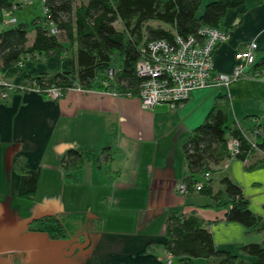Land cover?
<instances>
[{
	"label": "crops",
	"instance_id": "crops-1",
	"mask_svg": "<svg viewBox=\"0 0 264 264\" xmlns=\"http://www.w3.org/2000/svg\"><path fill=\"white\" fill-rule=\"evenodd\" d=\"M239 11L227 12L225 24L237 25L213 52L217 72L230 74L237 63L234 55L251 41L256 43L255 60L264 57V0H245L240 16ZM0 13L6 23L7 11ZM18 65L20 70L5 68L6 81L19 84L25 75L77 69L74 54L58 50L47 57L27 56ZM251 67L244 69L246 79L233 80L229 87L260 81L252 78L256 72ZM197 93L192 90L181 105L162 103L143 109L137 97L106 90L70 88L57 99L30 89L10 91L6 96L0 92V264L56 263L62 242L26 230L28 220L43 215L81 213L91 225L85 231L86 241L76 236L63 239L78 254L70 264H162L164 223L172 212L195 211L207 222L219 249L236 253L243 244L264 242V231L249 232L238 223L225 221V209L198 207L208 202L206 198L186 199L177 192L187 173L178 146L202 122L215 96L200 92L197 97L204 95L206 101L192 107L190 100ZM260 103L263 106L264 96L258 99ZM255 114L246 108L233 121L242 130L260 125L264 137L262 107L261 121ZM242 117L247 123L241 122ZM107 146L114 151L110 161L98 166L92 160L79 171L76 181L63 177L59 162L67 149L97 154ZM262 156L255 152L244 161L230 157L216 166V172L239 185L249 209L264 219V166L248 167ZM16 157L39 172L30 198L17 196ZM94 169L104 170V177ZM138 196L146 199L143 219L138 213L143 208L137 213L131 208L118 209L134 205ZM153 242L155 251L145 253L146 244Z\"/></svg>",
	"mask_w": 264,
	"mask_h": 264
},
{
	"label": "trees",
	"instance_id": "trees-1",
	"mask_svg": "<svg viewBox=\"0 0 264 264\" xmlns=\"http://www.w3.org/2000/svg\"><path fill=\"white\" fill-rule=\"evenodd\" d=\"M202 1L41 0L42 16L35 15L31 20L33 38L30 44H27L25 24L18 23L0 31V74L6 67L20 70L18 63L27 56L47 57L57 50L70 51L77 63L76 70L25 75L12 91L35 88L47 95L46 90L54 87L63 95L70 88H79L135 96L140 81L135 64L142 45L150 40L171 39L174 34H194L202 26L227 32L237 25L235 22L225 24L227 12L240 10V16L245 4V0H212L198 15ZM21 7L17 0H0V11L12 14ZM50 23L57 28V34L49 33ZM114 53L118 55L120 67L109 79L107 72L112 68ZM251 66L257 76L264 78V57L255 60ZM260 128L256 124L251 131L242 130L230 118L228 95L219 93L214 96L203 121L181 146L187 173L181 178L185 190L180 195L186 199L206 198L208 202L198 207L225 209V221L238 223L249 232L264 231V219L249 209L248 199L243 196L239 185L224 175L218 181L211 176L216 172V166L231 157L227 150L229 138L239 141V152L234 158L244 161L260 151L262 158L248 167L264 166V137ZM252 132L255 139L251 138ZM113 156L114 151L108 146L97 154L93 150L67 149L61 156L59 167L64 178L76 181L83 166L92 160L101 166ZM13 166L19 175L17 196L30 198L37 188L38 170H30L17 157ZM205 173H210L207 180H204ZM199 182L202 186L196 189ZM215 184L219 187H214ZM84 223L86 219L81 213L63 217L43 215L28 220L26 227L28 231L44 234L49 239L78 236L84 242L87 238L85 231L78 227ZM162 242V249L172 257L170 264H194L193 258H203L206 264H264V242L243 244L236 253L216 248L207 222L195 211L170 213L165 219ZM155 246L154 242L146 244L145 253H153ZM162 264L167 263L163 260Z\"/></svg>",
	"mask_w": 264,
	"mask_h": 264
},
{
	"label": "built area",
	"instance_id": "built-area-1",
	"mask_svg": "<svg viewBox=\"0 0 264 264\" xmlns=\"http://www.w3.org/2000/svg\"><path fill=\"white\" fill-rule=\"evenodd\" d=\"M17 2L22 6L32 4V0H17ZM7 15L10 13L7 12ZM48 31L50 34L58 32L51 23ZM227 37V32L222 29L202 26L194 34L187 36L174 34L171 39L150 40L142 45L135 64V72L140 79L135 97L138 98L141 108L148 109L162 103L172 106L181 105L194 89L225 87L228 90L231 81L243 77L244 69L255 62L256 43L249 42L234 55L237 63L230 74L221 73L214 69L213 52L215 47ZM114 73V69L108 70L110 77H113ZM252 78L264 80L256 73L252 74ZM15 85L6 83L0 75V87H2L0 92L3 96L12 91ZM21 88L23 87L20 86ZM30 90L39 92L35 88ZM46 94L52 99L62 96L60 90L54 87L47 89ZM262 111L264 113V104ZM238 145L237 139L227 140V150L231 157L239 152ZM251 145L254 146L255 143L251 141ZM209 178L210 173H205L204 180ZM201 186L202 182L197 183L196 189ZM184 190V185L177 188L179 194H183ZM164 259L170 264L172 257L165 253Z\"/></svg>",
	"mask_w": 264,
	"mask_h": 264
},
{
	"label": "rangeland",
	"instance_id": "rangeland-1",
	"mask_svg": "<svg viewBox=\"0 0 264 264\" xmlns=\"http://www.w3.org/2000/svg\"><path fill=\"white\" fill-rule=\"evenodd\" d=\"M210 1H212V0H203L202 1L201 5L198 9V12H197L198 15L202 13L204 6ZM32 3H33L32 5L22 6L20 9L14 11L12 13V15H7V17H5L6 23H3V15L0 13V27L2 26L1 28L5 29L8 27L14 26L18 23L25 24L27 26V31H28L27 32L28 41H30L32 38V34H33L32 29H31V19L35 15L42 16L41 0H32ZM11 19H14V21L11 22L10 21ZM48 28H49V25H48ZM111 66H112V68H109V69H114V70H117L120 67V61L118 60L117 53H114L111 57ZM0 75H1V77H3L2 74H0ZM107 75H108L109 79L113 78V77L109 76L108 72H107ZM243 79H246V78L240 77L239 80H243ZM3 80L6 83L8 82L4 78H3ZM196 90H198V93L196 95H192L195 98L190 100V103H191L190 106H192V107L196 106L198 104V102L201 100H202V103L200 105H202L206 101V100H204V95L197 97V95L200 92H202V93L205 92V94L213 93L214 95H217L219 93L220 94H226V95H229L228 97L230 100V118H231V120H235V117L237 115H239L240 113H242L246 108L252 110L253 113H256L255 115L259 118L260 121L262 119V116L260 114V109H261L262 105H261V103L258 104V99H260L262 96H264V83H261L260 81H255L254 83L249 82V83L242 84V85H236L233 88H232V85H230L229 90H228L229 92L227 91V89L225 87H218V88H212V89L205 88V89H196ZM127 95H130V94H127ZM209 108H210V106H209ZM242 121L247 123V121L244 119V117H242L241 122ZM251 138L255 139L253 132L251 134ZM252 142H253V140H252ZM180 148H181V146H178L179 153L181 154ZM257 152H260V151H257ZM94 171L96 172V174H101L104 177V172H105L104 170H102L100 172V171H96L94 169ZM223 175L224 174H218L217 175V172H216L215 176H213V180L218 181V179ZM145 203H146V199H144L143 196H138L134 200V205H132V206L122 205V206H119L118 209H120V208H131V209H133L132 210L133 213H137V211H138L137 209L143 208V210L138 212V213H142L141 219H143V217L147 214L146 213L147 211L145 210L147 204H145ZM90 226H91L90 224L84 223L82 225H79L78 227H80V229H83V231H87ZM26 230H27V227H26ZM88 233L91 235V233H94V232H93V230H90ZM76 237L78 238V236H76ZM88 239H89V237H88ZM57 241H59V242L61 241L62 243H60V244H63L64 247H62V249L60 250V252H61L60 255L55 256V262H56L55 264H70V262H72V260L74 258H76L75 256H78L77 251L71 252L73 249V245H70L69 247L65 246L66 244H68L67 242H69V241H66V240L65 241L57 240ZM85 241H86V239H85ZM72 244H74V243H72ZM192 261L194 264H206V260L203 258H193ZM44 264H46V263H44ZM47 264H52V263H47Z\"/></svg>",
	"mask_w": 264,
	"mask_h": 264
}]
</instances>
